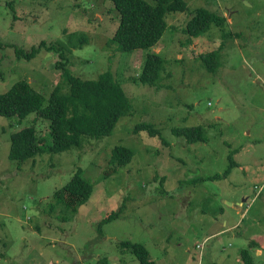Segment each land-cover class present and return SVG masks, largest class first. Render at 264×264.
I'll list each match as a JSON object with an SVG mask.
<instances>
[{"label": "rangeland", "instance_id": "374dc122", "mask_svg": "<svg viewBox=\"0 0 264 264\" xmlns=\"http://www.w3.org/2000/svg\"><path fill=\"white\" fill-rule=\"evenodd\" d=\"M185 2L186 11L165 15L157 46L122 51L113 40L120 15L108 0H0V93L21 79L45 99L56 84L66 92L56 66L64 62L82 79L111 70L134 108L111 136L84 137L82 147L60 152L45 147L46 121L0 117V264H140L121 241L144 244L155 264H243V249L264 264V0ZM198 8L225 23L189 37L183 28ZM72 32L86 35L80 48L68 43ZM41 41L29 60L17 55ZM51 45L63 56L45 48ZM213 50L215 71L200 57ZM152 51L164 60L159 90L133 80ZM141 124L161 139L136 132ZM27 127L44 150L19 163L9 157L11 135ZM194 127L206 141L177 134ZM117 146L134 156L105 177ZM231 160L236 165L223 175ZM77 168L92 185L90 197L74 214L62 206L50 213L52 194Z\"/></svg>", "mask_w": 264, "mask_h": 264}, {"label": "trees", "instance_id": "16d2710c", "mask_svg": "<svg viewBox=\"0 0 264 264\" xmlns=\"http://www.w3.org/2000/svg\"><path fill=\"white\" fill-rule=\"evenodd\" d=\"M108 1L120 15L113 40L118 43L122 51L157 46L167 27L165 15L187 10L185 0ZM225 21V17L216 12L207 8H198L186 21L183 31L189 37L195 38L207 31L212 23L222 26ZM86 40L85 34L74 32L69 33L67 38L70 46L74 48H80ZM43 45L45 42L41 41L37 46H32L28 52L22 48H16V53L29 60L41 50ZM54 45L45 46V48L58 50L63 56V47L59 45L55 49ZM200 57L211 71L218 68L220 63L218 50L201 54ZM163 63L164 60L158 52L148 53L141 72L133 77L134 82L154 86L156 90L161 89L162 84L159 83L158 78L164 69ZM64 65V62L56 64L63 69L62 76L66 84V92L62 91L61 84H56L45 99L26 79H21L16 81L8 91L0 93V117L17 118L19 122H22L30 114H34L48 123L50 144L48 143L45 147L49 152L82 147L84 137L100 140L111 136L122 117L134 114L130 99L111 70L101 73L97 79H82L70 73ZM135 131H146L150 136H158L161 139L160 132L150 124L137 125ZM177 134L188 142L206 141L201 127L186 128ZM43 150L33 127L23 128L11 135L9 157L12 160L23 163L42 153ZM133 156L134 152L131 148L123 146L113 148L111 166L106 172L104 171V176L114 173L118 166L129 163ZM235 165L236 162L231 160L223 175H227ZM91 191L92 185L82 175L81 169L77 168L68 183L52 194L48 211L52 213L58 206H62V210L74 214L78 207L88 200ZM123 207L124 202L119 209L99 222V231L102 232L104 223L118 217L123 212ZM120 246L132 252L140 264H155L144 244L121 241ZM240 258L243 264H254L248 249L241 250ZM100 261L98 264H110L106 258Z\"/></svg>", "mask_w": 264, "mask_h": 264}, {"label": "crops", "instance_id": "0c3cea01", "mask_svg": "<svg viewBox=\"0 0 264 264\" xmlns=\"http://www.w3.org/2000/svg\"><path fill=\"white\" fill-rule=\"evenodd\" d=\"M263 181H264V179H263ZM262 187H263V184L260 185L259 189H262ZM262 190H263V189H262ZM244 200H245V199H243V201H244ZM228 205L233 206V203H232V202H231V203H228ZM235 208H236V212H237V211L240 209V205L237 204V206H235ZM242 213H243V212H242ZM242 213H241V214H242ZM234 225H235V223L229 225V226L227 227V230L232 229V228L234 227Z\"/></svg>", "mask_w": 264, "mask_h": 264}, {"label": "built area", "instance_id": "2783aa9c", "mask_svg": "<svg viewBox=\"0 0 264 264\" xmlns=\"http://www.w3.org/2000/svg\"><path fill=\"white\" fill-rule=\"evenodd\" d=\"M200 247H203V244H202V245H200Z\"/></svg>", "mask_w": 264, "mask_h": 264}, {"label": "water", "instance_id": "95a60500", "mask_svg": "<svg viewBox=\"0 0 264 264\" xmlns=\"http://www.w3.org/2000/svg\"><path fill=\"white\" fill-rule=\"evenodd\" d=\"M228 203V202H227Z\"/></svg>", "mask_w": 264, "mask_h": 264}]
</instances>
